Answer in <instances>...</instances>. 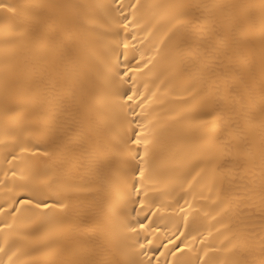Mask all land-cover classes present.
Returning a JSON list of instances; mask_svg holds the SVG:
<instances>
[{"label": "bare ground", "instance_id": "obj_1", "mask_svg": "<svg viewBox=\"0 0 264 264\" xmlns=\"http://www.w3.org/2000/svg\"><path fill=\"white\" fill-rule=\"evenodd\" d=\"M0 264H264V0H0Z\"/></svg>", "mask_w": 264, "mask_h": 264}]
</instances>
